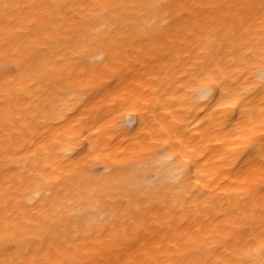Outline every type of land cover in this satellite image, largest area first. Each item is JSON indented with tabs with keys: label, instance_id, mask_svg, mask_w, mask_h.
Masks as SVG:
<instances>
[{
	"label": "bare ground",
	"instance_id": "bare-ground-1",
	"mask_svg": "<svg viewBox=\"0 0 264 264\" xmlns=\"http://www.w3.org/2000/svg\"><path fill=\"white\" fill-rule=\"evenodd\" d=\"M0 264H264V0H0Z\"/></svg>",
	"mask_w": 264,
	"mask_h": 264
}]
</instances>
